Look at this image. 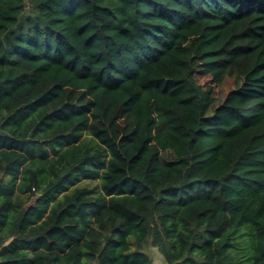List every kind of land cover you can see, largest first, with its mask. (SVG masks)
<instances>
[{"label":"trees","instance_id":"1","mask_svg":"<svg viewBox=\"0 0 264 264\" xmlns=\"http://www.w3.org/2000/svg\"><path fill=\"white\" fill-rule=\"evenodd\" d=\"M150 247L264 264V0H0V264Z\"/></svg>","mask_w":264,"mask_h":264},{"label":"rangeland","instance_id":"2","mask_svg":"<svg viewBox=\"0 0 264 264\" xmlns=\"http://www.w3.org/2000/svg\"><path fill=\"white\" fill-rule=\"evenodd\" d=\"M229 78L231 80L232 77H229ZM165 157L168 158V159L169 158H172L173 157V154H171V153H164V158ZM148 250H149V253L151 254V256L153 258V261L154 262L157 261L156 263L158 264V260H157L158 257L157 256H158V254L161 255V253L159 251H157L156 248H153V247H150ZM159 263L160 264H165V263H163V260H161Z\"/></svg>","mask_w":264,"mask_h":264},{"label":"crops","instance_id":"3","mask_svg":"<svg viewBox=\"0 0 264 264\" xmlns=\"http://www.w3.org/2000/svg\"><path fill=\"white\" fill-rule=\"evenodd\" d=\"M3 178H5L6 180H9L10 179V176L9 175H3L2 176ZM24 196V194H21V197H23ZM153 248H156V247H153ZM156 250L158 251V249L156 248ZM151 255V254H150ZM152 257V256H151ZM158 258H157V260H158V264H160L159 262L161 261V260H165L163 257H162V255H159L158 254V256H157ZM153 259V258H152ZM154 262V261H153ZM157 262V261H156ZM156 262H154V264H157ZM163 263H165V262H163Z\"/></svg>","mask_w":264,"mask_h":264}]
</instances>
